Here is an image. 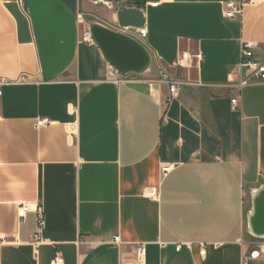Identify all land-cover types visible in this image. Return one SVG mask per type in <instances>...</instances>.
<instances>
[{
    "label": "crops",
    "instance_id": "obj_1",
    "mask_svg": "<svg viewBox=\"0 0 264 264\" xmlns=\"http://www.w3.org/2000/svg\"><path fill=\"white\" fill-rule=\"evenodd\" d=\"M97 1L0 0V264H137L139 244L146 264H264L247 227L264 185V82L238 108L228 86L241 40L264 59V0L241 20L224 16L229 0H102L144 12L150 94L82 40L80 12L117 27ZM187 51L200 67L175 68ZM160 65L186 80L170 104Z\"/></svg>",
    "mask_w": 264,
    "mask_h": 264
},
{
    "label": "built area",
    "instance_id": "obj_2",
    "mask_svg": "<svg viewBox=\"0 0 264 264\" xmlns=\"http://www.w3.org/2000/svg\"><path fill=\"white\" fill-rule=\"evenodd\" d=\"M259 0H229L225 3L223 14L226 18L236 20L242 19L243 15V7L246 4H255L258 3ZM96 3L103 4L107 6L110 9H118L119 4H115L110 1H102L98 0ZM158 3L154 2L151 3L152 6H156ZM126 7H130L129 5H126ZM78 19L81 23L84 24L83 30H82V40L86 42H94L91 33L88 28V22L84 21L83 18V12H80L78 14ZM123 32L137 38L142 43L144 42L145 38L147 37L148 30L145 26L142 27H126L121 29ZM240 61L238 64L230 71L229 73V83L228 86L234 88L237 90L238 94L236 97L232 99V104L234 108H238L240 106L239 101V94H241L243 88L253 82H264V59H258L255 56L256 50L258 48V43L253 40H241L240 41ZM203 60V56L200 52H182L179 55L178 60L176 63L173 64L175 68L179 69H185L187 67L195 66L200 67L201 61ZM161 73L160 76L156 79L157 83L160 84H166L169 88V95L166 98V103L170 104L172 100L178 95L180 86L186 82L182 77L176 74H172L168 71V69L165 66L160 65ZM110 72L112 76L117 81H123L127 82L131 79H140V76L136 75H129L126 77H121L118 75L115 71V69L110 65ZM135 76V77H134ZM4 79L0 78V98L2 95L1 86L4 83ZM53 121L49 118H40L38 120V125H49L52 124ZM171 165H166L163 167V173L167 174L171 170ZM147 195L155 198L158 196V191L156 188H149L147 190ZM30 210V204H21L18 209V215L21 220H24L26 214ZM39 213V224L43 225V213L41 210H38ZM38 241H40V236H35V244L38 245ZM115 241H119V237L115 238ZM81 242L85 243L87 246L91 245V241L87 238H83ZM190 247L191 245L188 244ZM178 249H180V246H178ZM201 253H205V245L201 244ZM145 256V246L144 244H139L137 246V264H146L144 260ZM61 258L59 255L56 256V261H59Z\"/></svg>",
    "mask_w": 264,
    "mask_h": 264
},
{
    "label": "water",
    "instance_id": "obj_3",
    "mask_svg": "<svg viewBox=\"0 0 264 264\" xmlns=\"http://www.w3.org/2000/svg\"><path fill=\"white\" fill-rule=\"evenodd\" d=\"M116 16V29L98 21H89L88 28L91 36L118 75L141 76L151 69L153 56L140 40L121 29L144 26V12L133 6L119 7L116 10ZM125 84L143 94L151 92V83L145 80L133 78ZM247 227L252 236L264 239V185L251 192V209L247 214Z\"/></svg>",
    "mask_w": 264,
    "mask_h": 264
}]
</instances>
